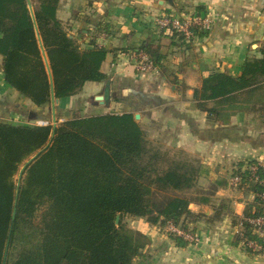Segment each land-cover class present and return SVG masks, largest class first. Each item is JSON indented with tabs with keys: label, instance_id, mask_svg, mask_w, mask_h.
I'll return each instance as SVG.
<instances>
[{
	"label": "trees",
	"instance_id": "1",
	"mask_svg": "<svg viewBox=\"0 0 264 264\" xmlns=\"http://www.w3.org/2000/svg\"><path fill=\"white\" fill-rule=\"evenodd\" d=\"M29 2L31 9L28 0H0L5 82L41 106L51 96H71L88 81L105 80L106 48L79 46L56 15L59 0ZM168 34L184 42L180 34ZM140 50L153 60L151 42ZM257 50L260 56H246L238 76L212 71L193 88L208 122L226 124L238 111L264 110V42ZM155 57L159 68L160 56ZM28 158L26 177L17 186L13 175ZM241 166L233 174L257 193L243 210L246 226L244 218L264 214V167L258 165L252 176ZM206 172L200 161L147 138L130 112L74 115L54 126L0 120V264H134L149 240L121 215L151 224L187 219L197 198L166 191L193 188ZM37 198L46 202L39 221L29 213Z\"/></svg>",
	"mask_w": 264,
	"mask_h": 264
},
{
	"label": "crops",
	"instance_id": "2",
	"mask_svg": "<svg viewBox=\"0 0 264 264\" xmlns=\"http://www.w3.org/2000/svg\"><path fill=\"white\" fill-rule=\"evenodd\" d=\"M155 1L59 0L56 15L79 46L106 48L101 69L107 78L88 81L74 95L51 96L49 102L36 106L5 82L0 67V120L54 126L74 115L138 114L136 120L150 140L169 147L187 144L207 168L208 176L206 173L198 177V184L214 179L216 188L214 195H208V202L189 204L202 242L190 245L183 239L177 241L157 233V224L145 221V228L138 230L149 243L134 264H140L139 258L145 253L146 263L150 264H264V257L246 253L234 243L240 221L232 222L223 209L225 205L220 203L227 200L231 213L241 219L245 206L254 198L252 191L237 190L227 183L234 168L229 160H242L241 170L251 165V160H264V110L238 111L228 123L212 124L192 98L193 88L199 87L210 72L238 76L246 56H260L257 49L264 42V0ZM206 10L213 16L212 29L188 42L159 30L154 23L156 16L164 12L183 15ZM38 42L41 45L39 37ZM146 42H151L155 55L160 56L162 65L157 72L140 73L135 69L132 54ZM44 55L42 49L45 62ZM107 89L108 101L95 100ZM217 162H221L220 168ZM219 181L221 184H217ZM210 203L216 205L214 216Z\"/></svg>",
	"mask_w": 264,
	"mask_h": 264
},
{
	"label": "built area",
	"instance_id": "3",
	"mask_svg": "<svg viewBox=\"0 0 264 264\" xmlns=\"http://www.w3.org/2000/svg\"><path fill=\"white\" fill-rule=\"evenodd\" d=\"M213 16L210 10L199 13L190 14H166L162 13L156 16L154 23L159 30L171 33L176 32L180 34L187 42L199 37L200 32H210L213 26ZM135 59V69L140 73L157 72L158 67L143 51H135L133 54ZM260 165L264 167V160H258L256 163L244 168L251 172L253 176L256 167ZM243 169V170H244ZM256 180L257 178L254 177ZM230 181L234 184H241L243 178L240 174H231ZM257 195V193H253ZM260 197H264V193L260 194ZM245 222L250 225L253 233L257 238L246 239L245 245L251 249L252 252H258V254L264 257V214L257 216H250L244 218ZM169 234L178 236L188 243H197L200 241V236L193 231H190L178 223L168 220L165 224H160ZM159 225V227H160ZM241 229L243 228V220L239 222ZM158 228V224L156 225ZM249 254H253L248 252Z\"/></svg>",
	"mask_w": 264,
	"mask_h": 264
},
{
	"label": "rangeland",
	"instance_id": "4",
	"mask_svg": "<svg viewBox=\"0 0 264 264\" xmlns=\"http://www.w3.org/2000/svg\"><path fill=\"white\" fill-rule=\"evenodd\" d=\"M154 2H156L154 0ZM183 2V1H182ZM163 4V3H162ZM179 7V5H177ZM164 13H170V12H164ZM137 71V70H136ZM138 72V71H137ZM158 142V141H156ZM159 143V142H158ZM162 147L164 149H170V153H178V154H182V155H186L187 157L191 158V159H194V160H197V161H200L201 162V159H199L198 157H195L194 154H192V151L190 150V147L187 146V144H182L180 147H173V146H166L165 144H161ZM32 158V157H30ZM26 159L24 160L18 167L17 171L15 172V174L13 175V180L15 182V184L18 186L22 180L24 179V177H26L25 173H24V167L26 165V163L29 161V159ZM224 163L226 164L225 162V159L223 160ZM233 161V162H232ZM232 162V165L231 166H234V168H232V171L234 172V170L238 169V166L240 163H242L243 161L240 160L239 158H235L234 159H230L229 160V164ZM202 163V162H201ZM250 163V162H249ZM203 164V163H202ZM228 164V165H229ZM204 165V164H203ZM220 165H221V162L218 163L217 162V166L218 168H220ZM224 166L221 168V169H224ZM230 166V165H229ZM207 173V172H206ZM232 174V173H231ZM208 176V173L206 174ZM231 175L228 176V178L230 177ZM214 179H211L210 180H207V181H202L201 184H198V178H197V182H196V185L193 187V188H190L186 191H166L167 193H174V194H178V195H182V196H186L188 198H197V200H200V198L204 197L205 195L208 197V195H212L214 193V190L216 188L215 186V183L213 181ZM219 180V179H218ZM229 182V185L231 187H235L237 190L239 189H242V190H247V187L245 185H241V184H234L230 181V179H227V183ZM214 195V194H213ZM254 195V194H253ZM162 196V192H158L157 193V197L158 198H161ZM255 196V195H254ZM214 198V197H213ZM212 203L215 202L212 198ZM253 201V200H252ZM251 201V202H252ZM217 202V201H216ZM222 202V204L225 205V207L223 208L225 212L229 213V218L232 220V222L234 223H237L238 221H241L240 219L236 218L235 215H233L231 212H232V209L230 208V203L227 202V200H221L220 203ZM250 202V203H251ZM212 203L209 204V207L211 208V212L214 216L215 213V206L216 205H213ZM219 203V201H218ZM217 203V204H218ZM219 203V204H220ZM228 204V205H227ZM46 206V202L42 199H39L37 198L36 199V202L33 203L31 205L32 209L29 211L30 215L32 216V218L36 221H39L41 219V214H42V211L44 210ZM192 208L194 209H197L196 207L192 206ZM192 209V210H193ZM214 212V213H213ZM218 217V216H217ZM188 218L190 219H186V217H184V219L181 221L178 222L179 225L183 226L184 228L190 230V231H193V232H196L199 236H200V241H198L197 243H188L190 245H195V244H199L200 242H202V235L200 234V232H198L199 230L197 229V225L194 224V217L191 215L189 216ZM121 220L122 222L133 228V229H136L138 230V228H145L146 226V218L145 217H138V216H132V215H128V214H123L121 215ZM149 223V222H148ZM151 224V223H150ZM158 224V228L155 229V231L159 234H162V235H167V236H170L172 238H178V236H175V235H172V234H169L159 223ZM148 225V224H147ZM160 225V227H159ZM214 225V224H213ZM209 232H212L211 231H208V237L209 238H212L211 235H209ZM250 238H257L255 236V234L253 233V230L252 228L250 227V225L246 224L243 225V228L241 229V226L239 225L238 226V229L236 230V232L234 233V238H233V241L236 245H240V248L241 249H244V251L246 253L250 252V253H253L251 255H256V256H262L260 254H258V252H252L251 249H249L246 245H245V240L246 239H250ZM185 241V240H184ZM244 241V242H242ZM186 242V241H185ZM146 255L145 256H142L140 257L139 259L141 260V263L140 264H150V263H146V260H145V257H147V253H145ZM263 257V256H262ZM134 261L136 262L137 260L134 259Z\"/></svg>",
	"mask_w": 264,
	"mask_h": 264
},
{
	"label": "water",
	"instance_id": "5",
	"mask_svg": "<svg viewBox=\"0 0 264 264\" xmlns=\"http://www.w3.org/2000/svg\"><path fill=\"white\" fill-rule=\"evenodd\" d=\"M160 1H163V0H160ZM28 4H29V0H28ZM46 66H47V70H48V72L50 74V69H49L48 64H46ZM108 99H109L108 89L105 91V94L104 95H97V96H95V100L99 101L100 103H103L104 100L105 101H108ZM134 117H135V119H138L139 116H138V114H135Z\"/></svg>",
	"mask_w": 264,
	"mask_h": 264
}]
</instances>
